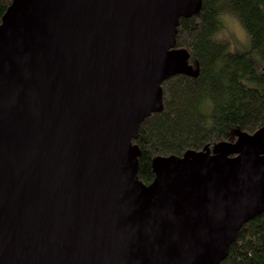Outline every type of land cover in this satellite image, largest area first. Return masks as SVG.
Segmentation results:
<instances>
[{"label":"water","instance_id":"obj_1","mask_svg":"<svg viewBox=\"0 0 264 264\" xmlns=\"http://www.w3.org/2000/svg\"><path fill=\"white\" fill-rule=\"evenodd\" d=\"M201 0H12L0 22V264H221L264 213V126L211 153L132 144L189 75ZM264 71V66L262 67Z\"/></svg>","mask_w":264,"mask_h":264},{"label":"trees","instance_id":"obj_2","mask_svg":"<svg viewBox=\"0 0 264 264\" xmlns=\"http://www.w3.org/2000/svg\"><path fill=\"white\" fill-rule=\"evenodd\" d=\"M11 2L0 0V22ZM226 13L248 33L249 52L231 53L228 42L215 38ZM174 48L187 52L192 73L162 82L160 112L143 120L132 141L145 185L154 179L156 157L205 147L212 153L220 143H235L238 133L264 126V0H201L196 14L179 19ZM221 264H264V213L241 227Z\"/></svg>","mask_w":264,"mask_h":264},{"label":"rangeland","instance_id":"obj_3","mask_svg":"<svg viewBox=\"0 0 264 264\" xmlns=\"http://www.w3.org/2000/svg\"><path fill=\"white\" fill-rule=\"evenodd\" d=\"M222 8L224 10L226 9L225 4H222ZM221 26L215 38L220 41L228 42L229 52L241 54L250 51L249 35L233 14L226 13L224 16L222 15Z\"/></svg>","mask_w":264,"mask_h":264}]
</instances>
